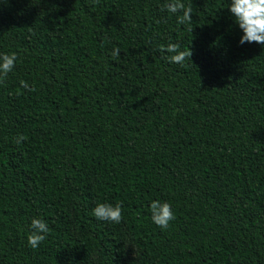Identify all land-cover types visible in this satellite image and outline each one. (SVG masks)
Segmentation results:
<instances>
[{
  "label": "trees",
  "instance_id": "16d2710c",
  "mask_svg": "<svg viewBox=\"0 0 264 264\" xmlns=\"http://www.w3.org/2000/svg\"><path fill=\"white\" fill-rule=\"evenodd\" d=\"M169 2L0 0V54L17 55L0 82V264H264V45L240 43L231 0H181L184 24ZM152 200L172 206L165 230ZM34 217L50 227L36 249Z\"/></svg>",
  "mask_w": 264,
  "mask_h": 264
},
{
  "label": "clouds",
  "instance_id": "9594fccd",
  "mask_svg": "<svg viewBox=\"0 0 264 264\" xmlns=\"http://www.w3.org/2000/svg\"><path fill=\"white\" fill-rule=\"evenodd\" d=\"M165 7L172 13L183 11V16L178 17L179 23L191 22L192 9L191 7L186 8L181 0H171ZM228 8L235 22L243 31L240 43L256 42L264 45V0H231ZM161 51L171 53L168 57L169 61L182 66L186 60H191L192 56V51L189 47L181 50L180 46L175 43H169ZM119 54V48L114 49L111 53L113 57H117ZM16 60V53L0 54V82H3L8 73L13 70ZM20 83L23 88L30 91L34 90L27 82L21 81ZM25 139H27L26 136L20 135L16 138V142L20 143ZM149 207L152 222L162 230L167 229L170 222L175 219L172 206L168 202L152 200ZM93 215L97 220L119 224L122 220V205L119 203L115 205L111 203H99L93 209ZM30 227L32 231L27 237L28 244L33 249H36L46 239L47 234L50 232V227L44 219L36 217L31 220Z\"/></svg>",
  "mask_w": 264,
  "mask_h": 264
},
{
  "label": "rangeland",
  "instance_id": "374dc122",
  "mask_svg": "<svg viewBox=\"0 0 264 264\" xmlns=\"http://www.w3.org/2000/svg\"><path fill=\"white\" fill-rule=\"evenodd\" d=\"M126 254L129 258H133L136 254V250L131 242L126 241Z\"/></svg>",
  "mask_w": 264,
  "mask_h": 264
}]
</instances>
